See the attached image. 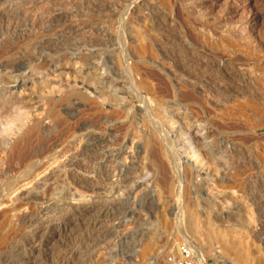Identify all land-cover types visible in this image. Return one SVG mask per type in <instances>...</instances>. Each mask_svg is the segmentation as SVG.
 <instances>
[{
  "label": "rangeland",
  "instance_id": "obj_1",
  "mask_svg": "<svg viewBox=\"0 0 264 264\" xmlns=\"http://www.w3.org/2000/svg\"><path fill=\"white\" fill-rule=\"evenodd\" d=\"M37 1L0 0V264H264V0Z\"/></svg>",
  "mask_w": 264,
  "mask_h": 264
},
{
  "label": "bare ground",
  "instance_id": "obj_2",
  "mask_svg": "<svg viewBox=\"0 0 264 264\" xmlns=\"http://www.w3.org/2000/svg\"><path fill=\"white\" fill-rule=\"evenodd\" d=\"M30 1V0H29ZM42 1V0H41ZM46 2V1H45ZM20 3V2H19ZM25 3H27V2H25ZM29 3V2H28ZM27 3V4H28ZM32 3V2H31ZM41 3L42 2H40V1H37L36 2V0H35V5H34V3H33V5L34 6H32L31 5V9L33 8V7H36L37 5L38 6H40L41 5ZM50 3V2H49ZM48 3V4H49ZM58 3V2H57ZM56 3V4H57ZM91 3V2H90ZM2 4V3H1ZM7 4V3H6ZM9 4V3H8ZM26 4V5H27ZM40 4V5H39ZM81 4V3H80ZM5 5V4H4ZM10 5V4H9ZM42 5H45V4H42ZM62 5V4H61ZM60 5V6H61ZM90 5H92V4H90ZM99 5V4H98ZM2 7H3V5H1ZM12 6V5H11ZM10 6V7H11ZM29 6V5H28ZM51 6V5H50ZM74 6H76V5H74ZM92 7V6H91ZM8 7H6V9H7ZM18 8V7H17ZM39 8V7H38ZM73 8V7H72ZM10 9V8H9ZM11 9H12V7H11ZM34 9V8H33ZM40 9V8H39ZM34 10H36V8L34 9ZM34 10L32 11V12H34ZM47 10V9H46ZM78 10V9H77ZM6 11V10H5ZM8 11V10H7ZM40 11H41V9H40ZM45 11V10H44ZM102 11V10H101ZM100 11V12H101ZM39 12V11H38ZM49 12V11H48ZM62 12V11H61ZM99 12V13H100ZM1 13V12H0ZM49 13H51V12H49ZM81 13V12H80ZM21 14V13H20ZM35 14V13H34ZM54 14V13H53ZM76 14V13H75ZM136 14V13H135ZM3 15V14H2ZM46 15V14H45ZM50 15V14H49ZM52 15V14H51ZM34 16V15H33ZM40 16V15H39ZM44 16V15H43ZM57 16V15H56ZM55 16V17H56ZM60 16V15H59ZM70 16V15H69ZM23 17H25V16H23ZM36 17V16H35ZM63 17V16H62ZM73 17V16H72ZM26 18V17H25ZM40 18V17H39ZM41 18H43V17H41ZM66 18V17H65ZM35 19V18H34ZM64 19V18H63ZM69 19V18H68ZM72 19V18H71ZM58 20V19H57ZM42 21V20H41ZM46 21V20H45ZM151 21V20H150ZM40 22V21H39ZM54 22V21H53ZM32 23H34V22H32ZM37 23V22H36ZM14 25V24H13ZM43 27V26H42ZM80 29V28H79ZM77 31V30H76ZM82 33V32H81ZM70 35V34H69ZM79 35V34H78ZM102 35V34H101ZM160 35V34H159ZM57 36V35H56ZM68 39V38H67ZM101 39V38H100ZM91 39H89V41H90ZM78 42V41H77ZM86 42V41H85ZM91 42H92V40H91ZM100 42V41H99ZM191 56V55H190ZM75 57V58H74ZM178 59V58H177ZM85 61H86V56L85 55H80V56H72V57H70V58H65V61L64 60H62V59H60V60H58L56 63H54V69H55V67H57V66H60V64L62 63V62H64L63 63V66L65 67V69H67V68H72V69H74V70H78V69H81V68H83L84 66H86L87 64L85 63ZM72 75V74H71ZM66 76H70V73L69 72H66ZM68 77H67V81L69 80L68 79ZM72 77V76H71ZM74 77V76H73ZM66 78V77H65ZM74 79H75V77H74ZM76 81H77V79H75ZM74 80V81H75ZM66 81V82H67ZM73 81V82H74ZM69 82V81H68ZM79 82V81H78ZM70 83V82H69ZM72 89H74V90H72V94H71V96L73 95V94H75L76 96H80L81 94H84L83 92H87V91H89L90 89H91V87L90 86H88L87 84H84L83 82L82 83H76V82H74V84L72 83ZM244 89V88H243ZM93 90V92L92 93H96V91H95V89H92ZM203 92V91H202ZM237 92V91H236ZM214 97V96H213ZM54 115V114H53ZM48 127V126H47ZM46 127V128H47ZM45 128V129H46ZM44 129V130H45ZM79 130V129H78ZM33 134H34V132H33ZM35 135V134H34ZM81 135V134H80ZM84 136H85V134H84ZM84 136L83 137H81V138H84ZM73 142V141H72ZM75 143V142H74ZM107 144V143H106ZM132 145V144H131ZM133 145H135V144H133ZM138 145V144H137ZM104 146V145H103ZM139 146V145H138ZM135 147L137 148L136 149V152L138 153V149L140 148V147H137L136 145H135ZM86 148V147H85ZM127 145H125V146H123V148H120V149H110L109 147H107L106 148V146H105V148H102L103 149V155H104V157L109 161V163H112L114 160L113 159H115V158H124L125 156H124V154L126 153V150H127ZM101 149V148H100ZM133 150H134V148H133ZM140 151V150H139ZM83 154V153H82ZM99 154V153H98ZM139 154V153H138ZM65 155V154H64ZM78 155V154H77ZM77 155H74V157L72 158V159H70L69 157H68V159L65 161V162H62L61 161V163L59 162L57 165V167L56 168H54V170L53 171H51V172H49L50 174H49V177L45 180L44 179V181H45V183H46V181H47V183H48V181H52V183L53 182H55L56 183V179L59 181V179H64L65 178V180H69L68 182H70L69 184H68V186L70 187L71 185L70 184H72V189L73 190H75L76 192H74L73 191V193H72V191H71V193H72V198H70V200L71 201H68L69 203H70V205L72 204L73 205V207H74V205H80V203L81 202H84L85 204H86V202L87 201H90L88 198L87 199H84L83 197H85L86 195L88 196V197H92V194H94V189H97V186L96 185H94L93 183V185H88V183H87V185L90 187V188H92L91 190L89 189V187L88 188H86V187H84V186H82V185H79L80 184V181H79V179L78 178H76V176H75V172L73 171V170H77V169H80V166H82L83 164H82V162H72V160L74 159L75 160V157H77ZM86 155V154H85ZM102 155V156H103ZM54 155H52L48 160H50V161H52V160H54L55 158H56V156H54ZM34 157V156H33ZM129 157V156H128ZM79 160V159H78ZM77 160V161H78ZM54 161H56V160H54ZM53 161V162H54ZM117 161V160H116ZM115 161V162H116ZM105 163H107V162H105ZM56 164V163H55ZM91 164V163H90ZM21 165V164H20ZM106 165V164H105ZM104 165V166H105ZM36 166H38V165H36ZM32 167H33V163H32ZM87 167V166H86ZM89 167H91V166H89ZM107 167V166H106ZM27 168V167H26ZM36 167H35V165H34V168L33 169H35ZM70 168H72V169H70ZM30 169V168H29ZM37 169V168H36ZM84 170V169H83ZM81 171V170H80ZM30 172H31V170H30ZM84 172V171H83ZM89 173V172H88ZM29 174V173H28ZM27 176H25V178H26ZM24 178V179H25ZM28 178V177H27ZM26 178V179H27ZM25 179V180H26ZM89 179V178H88ZM91 179V178H90ZM91 180H93V179H91ZM90 181V180H89ZM67 182V181H66ZM97 182V181H96ZM41 183V182H40ZM46 183V184H47ZM50 183V182H49ZM38 184V183H37ZM44 184V183H43ZM45 184V185H46ZM58 184H59V182H58ZM42 185V184H41ZM84 185V184H83ZM86 184H85V186H87ZM57 186V185H56ZM63 186V185H62ZM67 186V185H66ZM67 190H69V189H67ZM40 192V191H39ZM70 192H68V194H69ZM70 193V194H71ZM97 193V192H96ZM31 195V194H30ZM70 196V195H69ZM95 196V195H94ZM93 196V197H94ZM76 197H79V198H76ZM21 198V197H20ZM25 198H29V197H26V195H25ZM35 199V198H34ZM83 200V201H82ZM93 202H95V201H93ZM91 203V202H90ZM83 204V203H82ZM95 204V203H94ZM69 205V204H68ZM87 205H89V204H87ZM92 205V204H91ZM77 207V206H76ZM92 207H96V206H92ZM48 208V207H47ZM77 209V208H76ZM47 210V209H46ZM72 210V209H71ZM80 209H78V211H79ZM97 210V209H96ZM87 211L88 212H90V211H92V208H88L87 209ZM87 211H86V213H87ZM97 212V211H96ZM48 213V212H47ZM82 214V213H81ZM92 214H93V211H92ZM91 214V215H92ZM97 214V213H96ZM75 215V214H74ZM86 215H88V214H86ZM90 215V214H89ZM88 215V216H89ZM83 216V215H82ZM86 217H84V219H85ZM84 224V223H83ZM97 225V224H96ZM76 228V227H75ZM29 229V228H28ZM93 229V228H92ZM95 229V228H94ZM45 232V231H44ZM180 233V232H179ZM181 234V233H180ZM97 236V235H96ZM40 241V240H39ZM188 244V243H187ZM189 245V244H188ZM91 246V245H90ZM190 247H191V245H190ZM4 249V248H3ZM82 249V248H81ZM84 249V248H83ZM84 251V250H83ZM91 251V250H90ZM88 252V251H87ZM86 252V253H87ZM83 253V252H82ZM90 254V253H89ZM199 255V254H198ZM63 260V259H62ZM81 260V259H80ZM200 260H201V262H202V264H204V261H203V259L200 257ZM67 261V260H66ZM15 262V261H14ZM63 262V261H62ZM91 262V261H90ZM20 263V262H19Z\"/></svg>",
  "mask_w": 264,
  "mask_h": 264
},
{
  "label": "built area",
  "instance_id": "obj_3",
  "mask_svg": "<svg viewBox=\"0 0 264 264\" xmlns=\"http://www.w3.org/2000/svg\"><path fill=\"white\" fill-rule=\"evenodd\" d=\"M166 264H202L200 257L188 244H182L166 258Z\"/></svg>",
  "mask_w": 264,
  "mask_h": 264
}]
</instances>
